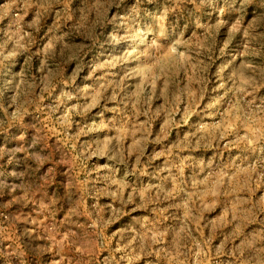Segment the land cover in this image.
<instances>
[{"label": "rangeland", "instance_id": "obj_1", "mask_svg": "<svg viewBox=\"0 0 264 264\" xmlns=\"http://www.w3.org/2000/svg\"><path fill=\"white\" fill-rule=\"evenodd\" d=\"M0 264H264V0H0Z\"/></svg>", "mask_w": 264, "mask_h": 264}]
</instances>
